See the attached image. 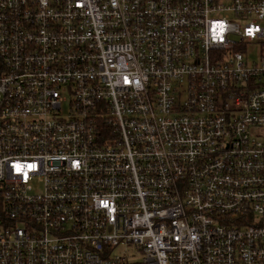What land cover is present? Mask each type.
Segmentation results:
<instances>
[{"label":"built area","instance_id":"built-area-1","mask_svg":"<svg viewBox=\"0 0 264 264\" xmlns=\"http://www.w3.org/2000/svg\"><path fill=\"white\" fill-rule=\"evenodd\" d=\"M264 0H0V264H264Z\"/></svg>","mask_w":264,"mask_h":264},{"label":"rangeland","instance_id":"rangeland-1","mask_svg":"<svg viewBox=\"0 0 264 264\" xmlns=\"http://www.w3.org/2000/svg\"><path fill=\"white\" fill-rule=\"evenodd\" d=\"M248 59L251 61H257L264 55V38L257 39L253 42L248 49Z\"/></svg>","mask_w":264,"mask_h":264}]
</instances>
